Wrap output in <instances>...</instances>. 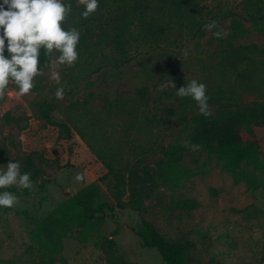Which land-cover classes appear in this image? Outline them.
<instances>
[{
    "label": "rangeland",
    "instance_id": "rangeland-1",
    "mask_svg": "<svg viewBox=\"0 0 264 264\" xmlns=\"http://www.w3.org/2000/svg\"><path fill=\"white\" fill-rule=\"evenodd\" d=\"M241 1L205 0L202 8L209 23L215 21L222 33H227L231 16H239L251 30L240 43L263 47L264 36L252 31ZM165 14L154 15L161 27L156 37L144 36L140 23L134 28L128 37L126 62L114 45L95 37L93 43L99 47L94 56L58 67L59 85L47 69L34 79L41 83L40 92L19 96L12 86L0 95L3 165L10 159L21 164L33 154L35 165L44 171L27 193L16 186L7 189L18 200L11 208L0 207V264H108L110 241L127 264H166L158 250L143 247L136 231L144 221L171 242L194 243L192 264H264V171L250 167L260 182L257 190L247 182L235 185L232 173L223 171L217 159L205 153H189L185 165L197 175L180 186L159 183L143 212L116 208L114 218L94 219L84 227L74 224L58 260L42 261L36 237L47 239L58 229L53 217L60 205L70 203L94 183L100 187L96 207L103 202L116 205L110 190L114 177L103 159L122 171L137 167L144 176L165 159L171 143L184 141L182 119L200 111L190 97L176 95L172 80L177 89L193 79L204 83L212 114L221 102L233 107L264 103V56L256 55L233 69L224 59L223 43L212 39L213 29L202 26L200 32L179 27ZM152 16L149 12V21ZM59 86L64 96L58 100ZM142 88L147 89L144 99L139 94ZM43 99L56 105L53 124L39 117ZM8 113L26 129L19 131L9 123ZM57 124L69 125V139L60 138ZM256 134L264 162V127L256 129ZM172 199L198 200L201 207L180 211L170 206Z\"/></svg>",
    "mask_w": 264,
    "mask_h": 264
},
{
    "label": "trees",
    "instance_id": "trees-1",
    "mask_svg": "<svg viewBox=\"0 0 264 264\" xmlns=\"http://www.w3.org/2000/svg\"><path fill=\"white\" fill-rule=\"evenodd\" d=\"M204 1L99 0L96 12L84 18L81 15L85 10L84 5H79L77 0H70L72 10L66 16L63 27H76L81 33L77 48L78 60H86L87 56L95 55L99 44H94L93 40L97 37L100 42L104 40L107 45H114L119 58L126 62L128 61V37L132 35L139 23L142 29L140 32H143L144 36L156 37L161 33L159 20L154 17L158 11L166 13L165 15L172 20L170 22L179 27L186 25L203 32L201 27L209 23V17L202 8ZM240 5L245 20L251 23L252 31L264 36V1L242 0ZM149 12L153 14L150 21L148 20ZM212 32L222 33L219 28L213 29ZM250 33L251 30L247 28L245 21L233 15L227 33H222L220 38L212 35L213 40L223 43L224 59L233 69L252 61L256 55L264 56V46L260 47L255 43L249 45L240 43ZM5 55H8L7 52ZM48 59L49 57L45 56L42 49L40 60L44 71L48 69ZM12 86L16 87L14 84L9 85V87ZM32 90L40 92L41 83H34ZM139 94L143 99L146 98L147 89H140ZM219 106L215 114L209 111V115H204L200 112L194 113L191 119L183 118L184 141L178 139L171 143L164 152L165 159L159 160L156 163V169L147 170L144 176L139 174L137 167L122 171L102 158L109 174L114 177L110 190L116 205L103 202L96 207L100 196V187L96 183L85 187L76 197L70 199V203L60 205L53 217L56 221L54 225L58 229L54 228L47 239H43L39 234L36 237L43 263L47 261L55 263L58 260L57 256L63 250V240L74 224L78 223L80 227H84L88 221L94 219L103 221L106 217L114 218L116 208L129 207L134 212H143L146 200L154 197V189L159 183L180 186L185 180L197 175V172L185 165L189 153H205L214 156L223 171L232 173L235 185L247 182L257 190L260 182L250 167L264 171L261 148L256 134V129L264 127V103L254 102L251 105L243 104L233 107L221 102ZM55 109L54 103L43 99L39 103V117L53 124L51 113ZM169 113L173 114V111L169 110ZM6 119L9 123L16 124L19 131L26 129L21 124V120L14 118L10 113L6 115ZM57 126L62 131L60 138L69 139L71 137L69 125L57 124ZM5 158V148L0 146V164L4 163ZM20 165L21 171L32 174L33 185L44 175L43 169L35 165L33 154L24 158ZM21 190L27 193L30 189ZM211 192L218 194L215 189H211ZM170 206L180 211H193L199 209L201 203L193 199H172ZM136 232L143 247L158 250L166 264H192L194 243L190 241L171 242L162 237L153 224L146 221ZM110 243L111 246L107 252L108 264H127L124 257L117 254L116 243L114 241Z\"/></svg>",
    "mask_w": 264,
    "mask_h": 264
},
{
    "label": "clouds",
    "instance_id": "clouds-1",
    "mask_svg": "<svg viewBox=\"0 0 264 264\" xmlns=\"http://www.w3.org/2000/svg\"><path fill=\"white\" fill-rule=\"evenodd\" d=\"M80 3L85 9L81 15L87 18L96 12L99 0H80ZM71 10L70 0H0V95L10 84L16 86L19 96L30 93L34 79L44 74L40 60L42 49L49 57L47 68L51 78L60 84L58 67L72 66L79 58V29L63 27ZM215 27V21L205 25L209 30ZM213 35L220 38L222 33L214 32ZM171 86L179 97L194 100L202 114H210L204 83L193 79L177 89L172 80ZM63 96V87H57L55 97L59 100ZM31 176L30 172L21 171L19 161L10 159L6 165L0 164V207H13L18 197L7 189L12 186L31 189ZM80 177L81 174H77V179Z\"/></svg>",
    "mask_w": 264,
    "mask_h": 264
}]
</instances>
